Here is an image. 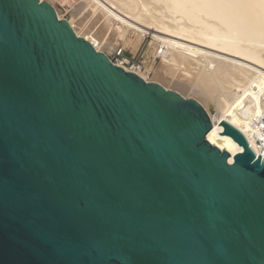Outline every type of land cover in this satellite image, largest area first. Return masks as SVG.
<instances>
[{
    "label": "water",
    "instance_id": "95a60500",
    "mask_svg": "<svg viewBox=\"0 0 264 264\" xmlns=\"http://www.w3.org/2000/svg\"><path fill=\"white\" fill-rule=\"evenodd\" d=\"M219 124L232 161L197 99L0 0V264H264V160Z\"/></svg>",
    "mask_w": 264,
    "mask_h": 264
},
{
    "label": "bare ground",
    "instance_id": "6f19581e",
    "mask_svg": "<svg viewBox=\"0 0 264 264\" xmlns=\"http://www.w3.org/2000/svg\"><path fill=\"white\" fill-rule=\"evenodd\" d=\"M98 1L104 11H83L82 21L90 16L84 31L75 21L79 6L69 17L57 12L111 59L110 52L120 44L136 47L144 35H152L157 50L165 47L168 52L151 81L201 102L214 122L208 140L229 151L231 161L243 147L220 134L223 120L241 130L264 160V0ZM95 15L97 20L90 23ZM112 17L121 21L119 27H112ZM130 32L138 39L129 38Z\"/></svg>",
    "mask_w": 264,
    "mask_h": 264
},
{
    "label": "rangeland",
    "instance_id": "374dc122",
    "mask_svg": "<svg viewBox=\"0 0 264 264\" xmlns=\"http://www.w3.org/2000/svg\"><path fill=\"white\" fill-rule=\"evenodd\" d=\"M51 3H53L56 8L60 11V13L64 16V17H69L70 13H72V11L77 10V7L80 9L79 12L80 14L75 17V21L77 22V25L79 26V29L81 28V30H85L83 27L85 23H87V20H89V18L87 17V19L85 21H82V17L83 13L86 12L88 13V10H92L91 12H93V10H97L101 11L103 8L99 6V1L98 0H90L89 3H85L84 0H48ZM81 3V4H80ZM86 4V6L83 8L82 4ZM100 7V9H99ZM87 8V9H86ZM85 9L87 11H85ZM82 10V11H81ZM84 11V12H83ZM104 11V9H103ZM85 13V15H86ZM82 14V16H81ZM97 15V14H96ZM95 15V17H96ZM78 17V18H77ZM82 18V19H81ZM81 19V21H80ZM94 18L92 17L91 22L90 23H95V21L97 20V17L93 20ZM111 23H112V27H119L121 25V21L115 17L111 18ZM78 20V21H77ZM85 22V23H84ZM119 23V24H118ZM83 24V25H82ZM101 21L97 22L96 25L100 26ZM95 27L97 28L98 26ZM86 28V27H85ZM132 34V35H129ZM128 34L129 38H133V39H138V36L132 32H130ZM152 35L147 34L144 35L143 38L137 42V46L133 47V45L131 43H128L126 45L124 44H120L118 50H112L111 56H112V60L114 62H119V63H123L125 66H127L128 68H130L131 66H135L136 69L142 71L144 74H146V76L148 77V79H150V81L152 80V78L154 77V73L155 70H160L158 69V66L161 65L163 66V64L161 62V59L164 60V58L167 56V52L168 50L165 47H161L159 48V51L157 50V44L153 41V38H151ZM139 43V45H138ZM158 43V42H157ZM160 44V42H159ZM155 45V46H154ZM158 51V52H156ZM167 51V52H166ZM161 63V64H160ZM156 70V71H157Z\"/></svg>",
    "mask_w": 264,
    "mask_h": 264
},
{
    "label": "built area",
    "instance_id": "2783aa9c",
    "mask_svg": "<svg viewBox=\"0 0 264 264\" xmlns=\"http://www.w3.org/2000/svg\"><path fill=\"white\" fill-rule=\"evenodd\" d=\"M115 63L119 64V62H115ZM120 65H121V64H120ZM126 69H127V68H126ZM127 70H131V71L136 72V71H135V70H136L135 66H131V67L128 68Z\"/></svg>",
    "mask_w": 264,
    "mask_h": 264
}]
</instances>
